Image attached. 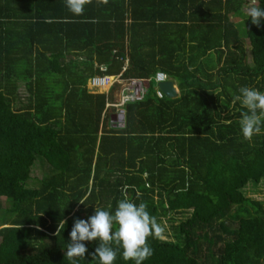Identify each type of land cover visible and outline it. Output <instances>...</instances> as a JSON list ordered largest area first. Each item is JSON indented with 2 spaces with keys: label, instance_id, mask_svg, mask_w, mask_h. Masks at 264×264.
<instances>
[{
  "label": "trees",
  "instance_id": "trees-1",
  "mask_svg": "<svg viewBox=\"0 0 264 264\" xmlns=\"http://www.w3.org/2000/svg\"><path fill=\"white\" fill-rule=\"evenodd\" d=\"M248 1L90 0L73 15L65 0H0V264H72L75 220L125 197L170 227L144 264H264V200L249 195L264 189V126L245 139L233 103L242 87L264 92V21L246 17L248 41L236 26ZM167 3L180 7L169 18ZM212 52L217 66L202 62ZM125 67L123 79L164 72L179 97L150 93L114 127L87 86ZM38 161L49 173L29 188ZM85 245L76 264H100L99 241Z\"/></svg>",
  "mask_w": 264,
  "mask_h": 264
},
{
  "label": "clouds",
  "instance_id": "clouds-1",
  "mask_svg": "<svg viewBox=\"0 0 264 264\" xmlns=\"http://www.w3.org/2000/svg\"><path fill=\"white\" fill-rule=\"evenodd\" d=\"M88 3L90 0H65V6L73 15H82ZM246 14L257 27L264 21V7L259 6L258 0H249ZM239 92L240 95L234 96L233 103L239 101L247 109L242 113L239 123L244 138L250 140L261 134L264 126V92L247 86L240 88ZM122 191H126V186ZM87 199L88 196H84L79 203L85 204ZM65 225V220L59 221L57 236ZM164 233V227L156 216L150 214L146 203L137 205L125 197L118 202L114 214L109 210L95 208V214L87 220H75L66 258L76 264L77 259L85 258L88 252L85 242L99 241L93 260L98 258L100 264H115L118 252L113 243L122 248L124 260L144 264L154 255L149 238L164 239Z\"/></svg>",
  "mask_w": 264,
  "mask_h": 264
},
{
  "label": "built area",
  "instance_id": "built-area-1",
  "mask_svg": "<svg viewBox=\"0 0 264 264\" xmlns=\"http://www.w3.org/2000/svg\"><path fill=\"white\" fill-rule=\"evenodd\" d=\"M103 70V68H102ZM126 71V68L119 75H99L92 77L89 80V90L94 94H105L107 96V110L110 108H114L118 110L117 112L122 111L126 105L130 103L142 102L148 96V92L150 90V84H160L162 82H166L171 80L168 76L159 71L156 75L150 79H140V78H131V79H123L122 74ZM119 85L115 91L114 88ZM157 85L156 91L154 92V96L159 99L166 98L165 94L159 89ZM114 91L115 96H117V101L111 102L109 101V96L111 92ZM99 92V93H98Z\"/></svg>",
  "mask_w": 264,
  "mask_h": 264
},
{
  "label": "rangeland",
  "instance_id": "rangeland-1",
  "mask_svg": "<svg viewBox=\"0 0 264 264\" xmlns=\"http://www.w3.org/2000/svg\"><path fill=\"white\" fill-rule=\"evenodd\" d=\"M239 30H240L241 35L243 37H245L246 24L242 23L241 25H239ZM217 58H218V53L212 52L202 62H204V64L208 65V63L211 61V62L215 63V65L217 66V61H216ZM95 76H99V75H95ZM157 85L158 84H155V83H151L150 84V90L148 92V96L150 95V93H154L156 91ZM87 87L89 88V84H88ZM106 98H107V96H106ZM118 113H121V111L118 112ZM120 119H121V114H119L116 117L117 123H119V121H121ZM48 173L49 172H48V169H47V165L44 164L42 161H38L34 165V167L32 169L31 179L28 182L27 186L29 188H38L39 184H40V179H42L44 176L48 175ZM249 195L251 197H254V198L258 199V200H264V189H263V192L262 191H259L258 193L257 192H250ZM2 203H3V207H8V204H7L6 200H2ZM164 227L167 228L168 230L170 228L168 223H165Z\"/></svg>",
  "mask_w": 264,
  "mask_h": 264
},
{
  "label": "crops",
  "instance_id": "crops-1",
  "mask_svg": "<svg viewBox=\"0 0 264 264\" xmlns=\"http://www.w3.org/2000/svg\"><path fill=\"white\" fill-rule=\"evenodd\" d=\"M178 4V3H177ZM249 4V1L245 4V6H244V11H243V14L242 15H239V16H237V17H235V19H236V26L239 28V25H241L242 23H245L246 24V17H247V14H246V6ZM258 4H259V2H258ZM176 7H177V9L178 8H180V7H178V5H175V6H170V4L169 3H167V4H163L161 7H159V9L161 10L162 9V11H165V9H168L166 12H164V13H166V15L168 16V18L169 17H172V16H174L175 15V12L174 13H172V10L173 9H176ZM183 7H185L184 5H183ZM135 8H136V12L138 11L139 12V14L141 15L142 14V9H144V8H138V5H135L132 9V11H134L135 10ZM182 8V7H181ZM155 9H157V7L155 8ZM129 11H130V9H129ZM144 11H146V10H144ZM169 11H171V12H169ZM137 14V13H136ZM138 14V15H139ZM149 15H153V13H148V16ZM145 18V17H144ZM152 16H149V20H147V19H144L143 20V18L141 17V20L142 21H144V22H149V21H151L152 20ZM140 20V21H141ZM169 20V19H168ZM136 21V20H135ZM130 23H132V19H129V20H127V24H130ZM156 23L157 24H163V23H168V22H162V20H157L156 21ZM173 24H182V22L181 21H174V22H172ZM240 35H241V33H240ZM241 37L244 39V40H247V36H246V34H245V37H243L242 35H241ZM248 41V40H247ZM246 49H247V52H250V47H249V45H246V47H245ZM126 68V67H125ZM124 70V69H123ZM122 73V72H121ZM120 73V74H121ZM171 80H173V79H171ZM175 81V80H174ZM175 83H176V89H177V91H178V93H179V95H180V90H179V87H178V85H177V82L175 81ZM114 97L116 98V101H117V96H115V94H114ZM109 110V109H108ZM107 110V108H106V110H105V112H104V114H103V116H105V113H106V111H108ZM122 111H125V108L122 110ZM122 111H121V113H122ZM121 113H118L117 111L114 113L115 115H119V114H121ZM116 117V116H115ZM125 123V122H124ZM103 124V123H102ZM114 124V123H113ZM115 125H117V126H115ZM114 125V127H121V125H122V121H119V123H117L116 122V124ZM102 126V125H101ZM102 128V127H101ZM100 135H102V132L100 131Z\"/></svg>",
  "mask_w": 264,
  "mask_h": 264
},
{
  "label": "water",
  "instance_id": "water-1",
  "mask_svg": "<svg viewBox=\"0 0 264 264\" xmlns=\"http://www.w3.org/2000/svg\"><path fill=\"white\" fill-rule=\"evenodd\" d=\"M175 85L176 83L174 80H168L166 82L160 83L158 86H159V89L165 94V96L168 99H176L179 97V93ZM113 116L114 117H112V121L114 124H116L117 120L115 119V116L117 117L118 115L114 114ZM120 120L122 121L121 128H123L125 126V123H124L125 122V111H122Z\"/></svg>",
  "mask_w": 264,
  "mask_h": 264
},
{
  "label": "flooded vegetation",
  "instance_id": "flooded-vegetation-1",
  "mask_svg": "<svg viewBox=\"0 0 264 264\" xmlns=\"http://www.w3.org/2000/svg\"><path fill=\"white\" fill-rule=\"evenodd\" d=\"M115 119H116V117H115Z\"/></svg>",
  "mask_w": 264,
  "mask_h": 264
}]
</instances>
